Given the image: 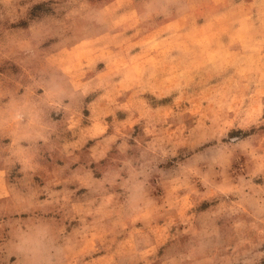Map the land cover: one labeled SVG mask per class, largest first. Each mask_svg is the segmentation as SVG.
I'll list each match as a JSON object with an SVG mask.
<instances>
[{
  "label": "clouds",
  "instance_id": "1",
  "mask_svg": "<svg viewBox=\"0 0 264 264\" xmlns=\"http://www.w3.org/2000/svg\"><path fill=\"white\" fill-rule=\"evenodd\" d=\"M37 3L45 8L34 13ZM253 6L264 30V0ZM132 11L108 0H0V188L9 192L13 209L0 220L6 230L0 264H68L70 251L94 236L100 243L106 234L111 242L104 255L90 247L75 264H264V119L245 124L221 117L186 152L176 153L161 138L140 153L125 148L110 163L109 152L122 138L126 143L127 133L106 135L105 118L127 111L129 120L155 121L159 110L148 107L143 93L155 89L159 98L169 91L161 90L151 67L131 74L128 65L96 72L93 64L87 86L74 88L45 64L42 39L54 37L50 47L87 41L106 48ZM126 92L132 95L122 104ZM89 107L93 115L77 144H95L77 154L65 147V117L79 123ZM232 129L243 131L230 136ZM98 168L104 169L100 178ZM37 176L45 182L37 183ZM181 207L191 221L157 231V222L164 218L166 226ZM108 214L127 231L103 224ZM69 220L78 221L71 230Z\"/></svg>",
  "mask_w": 264,
  "mask_h": 264
},
{
  "label": "rangeland",
  "instance_id": "2",
  "mask_svg": "<svg viewBox=\"0 0 264 264\" xmlns=\"http://www.w3.org/2000/svg\"><path fill=\"white\" fill-rule=\"evenodd\" d=\"M108 2L113 3L119 11L125 8L133 10L129 18L119 25L121 35L109 37L111 44L108 47L97 49L87 41L74 47H50L54 37L42 39L41 47L45 50V64L59 69L74 88L87 86L83 81L94 74L93 64L96 72L128 65L131 74L151 67L161 90L169 91L170 94L160 95L159 98L153 94L155 89L143 93L148 107L159 110L155 121L150 118L129 120L127 111H117L105 118L109 125L106 135L114 131L119 135L121 129L127 133L126 143L122 138L109 152L110 163L118 162L125 148L131 153H140L152 148L161 138L174 145L176 153L186 152L221 117H226L229 122L233 117H238L245 124L257 116L264 119V30L257 18L259 9L253 6L258 0ZM44 8V3H37L34 13ZM136 9H139V14ZM97 60L102 62L95 63ZM12 70L18 69L13 67ZM116 79L119 81L120 77ZM131 95L126 92L119 98L120 102L123 104ZM94 99V96L88 97L89 102ZM92 115L93 109L89 107L82 112L79 123L72 114L65 117L68 141L65 147L68 150L75 149L77 154H87L95 144L94 140H88L82 146L77 144L80 129L89 124ZM117 123L119 127L114 129L112 126ZM261 130L264 131V125ZM241 131L243 129H232L229 135H238ZM57 163L62 165L63 161L58 160ZM89 166L97 165L94 162ZM103 174L104 169L98 168L96 176L100 178ZM36 180L40 184L45 182L41 176H37ZM73 188L77 196L85 191ZM160 191H165L163 185ZM9 200V192L0 188V220L13 214ZM204 203L201 201L197 207ZM191 219H186V208L181 207L167 218L166 226L165 219L161 218L156 228L157 231L175 228L178 222L183 224ZM67 223L71 230L78 221L69 220ZM102 223L120 227L121 232L127 231L126 225L116 224L112 214H108ZM5 233L0 227V240L4 239ZM97 241L98 238L94 236L80 250L70 251L68 264H75L76 257L83 255L90 247L101 248L95 253L96 256L104 255L109 250L107 244L111 242V237L106 234L100 243Z\"/></svg>",
  "mask_w": 264,
  "mask_h": 264
}]
</instances>
